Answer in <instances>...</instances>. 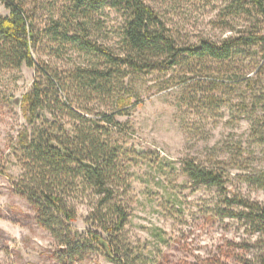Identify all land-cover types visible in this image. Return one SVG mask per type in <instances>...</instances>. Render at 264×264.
<instances>
[{"label": "rangeland", "instance_id": "obj_1", "mask_svg": "<svg viewBox=\"0 0 264 264\" xmlns=\"http://www.w3.org/2000/svg\"><path fill=\"white\" fill-rule=\"evenodd\" d=\"M20 1V0H16ZM25 1L36 30L51 25L63 0ZM182 45L201 40L221 42L251 32L264 35V17L254 11L234 16V0H146ZM9 15L0 0V17ZM99 43L118 51L116 31L121 15L106 10ZM42 40L37 63L58 73L87 67L95 55L73 48L56 54ZM202 77L174 68L133 76L134 107L118 117L126 128L118 139L128 153L129 186L119 199L129 210L126 235L145 264H257V236L245 222L221 218L224 195L215 188L195 186L183 173L184 161L228 172L225 194L264 204V191L245 176L264 170V46L236 55L226 63L207 61ZM37 70L0 66V264H58L53 258L57 240L35 220L29 202L19 196L7 175L22 171L13 156L19 133L27 126L20 101ZM186 79H190L185 83ZM140 103V104H139ZM92 198L76 201L78 220L72 227L84 234L99 231L91 220ZM113 264L93 254L82 263Z\"/></svg>", "mask_w": 264, "mask_h": 264}, {"label": "trees", "instance_id": "obj_2", "mask_svg": "<svg viewBox=\"0 0 264 264\" xmlns=\"http://www.w3.org/2000/svg\"><path fill=\"white\" fill-rule=\"evenodd\" d=\"M2 1L9 15L0 17V66L37 70L31 90L20 101L27 126L18 135L13 156L22 174L7 175L15 192L29 202L37 224L57 240L53 258L58 264L82 263L93 254L113 264H145L127 238L130 213L119 200L130 174L128 153L117 137L126 125L117 118L129 115L134 98L139 102L127 79L174 68L202 77V63L229 62L247 49L264 46V35L251 32L182 45L146 0H63L57 18L38 31L25 1ZM107 9L122 18L116 31L118 51L98 41ZM227 10L234 16L254 11L264 17V0H234ZM42 40L53 43L59 56L73 48L99 61L54 72L37 63ZM219 166L189 160L182 173L195 186L224 195L218 215L247 224L258 237L257 264H264V204L227 196L228 172ZM244 180L264 191V170ZM87 197L94 199L90 217L99 231L81 234L72 224L78 220L76 201Z\"/></svg>", "mask_w": 264, "mask_h": 264}, {"label": "water", "instance_id": "obj_3", "mask_svg": "<svg viewBox=\"0 0 264 264\" xmlns=\"http://www.w3.org/2000/svg\"><path fill=\"white\" fill-rule=\"evenodd\" d=\"M20 103V102H19Z\"/></svg>", "mask_w": 264, "mask_h": 264}]
</instances>
